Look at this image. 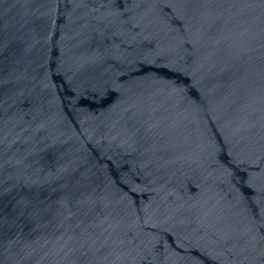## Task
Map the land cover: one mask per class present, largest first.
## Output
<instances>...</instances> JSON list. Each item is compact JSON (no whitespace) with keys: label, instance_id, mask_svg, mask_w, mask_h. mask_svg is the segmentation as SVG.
I'll list each match as a JSON object with an SVG mask.
<instances>
[{"label":"water","instance_id":"1","mask_svg":"<svg viewBox=\"0 0 264 264\" xmlns=\"http://www.w3.org/2000/svg\"><path fill=\"white\" fill-rule=\"evenodd\" d=\"M0 264H264V0H0Z\"/></svg>","mask_w":264,"mask_h":264}]
</instances>
